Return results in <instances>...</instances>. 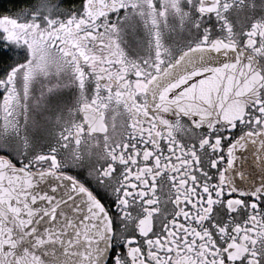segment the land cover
Listing matches in <instances>:
<instances>
[{"label": "snow or ice", "instance_id": "snow-or-ice-1", "mask_svg": "<svg viewBox=\"0 0 264 264\" xmlns=\"http://www.w3.org/2000/svg\"><path fill=\"white\" fill-rule=\"evenodd\" d=\"M0 264H264V0H8Z\"/></svg>", "mask_w": 264, "mask_h": 264}, {"label": "flooded vegetation", "instance_id": "flooded-vegetation-1", "mask_svg": "<svg viewBox=\"0 0 264 264\" xmlns=\"http://www.w3.org/2000/svg\"><path fill=\"white\" fill-rule=\"evenodd\" d=\"M8 6H9L8 0H0V10Z\"/></svg>", "mask_w": 264, "mask_h": 264}]
</instances>
